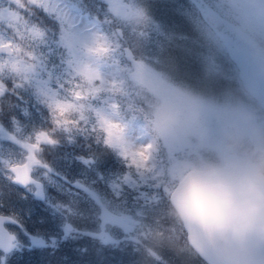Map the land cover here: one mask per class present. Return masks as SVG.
<instances>
[{"label": "snow or ice", "instance_id": "obj_1", "mask_svg": "<svg viewBox=\"0 0 264 264\" xmlns=\"http://www.w3.org/2000/svg\"><path fill=\"white\" fill-rule=\"evenodd\" d=\"M192 2L210 25L216 23L204 0ZM188 10L187 0H0V99L35 86L53 125L23 141L9 136L26 153L21 160L4 162L8 178L24 186L35 183L33 169L46 167L40 159L42 145L56 144L57 131L90 135L118 150L130 169L124 181L134 170L155 189L147 215L111 222L131 244L113 252L121 264L130 254L153 264H172L168 250L158 251L149 243L156 229L161 236L167 232L169 239L183 240L204 264L209 260L199 232L177 230L161 219L170 197L168 177L189 153L175 142L153 141L149 123L153 96L163 99L171 88L156 69L174 61L189 76L195 72L193 53L182 39L191 35ZM12 120L16 123L15 116ZM7 224L17 225L18 220L0 214V264L22 247Z\"/></svg>", "mask_w": 264, "mask_h": 264}, {"label": "clouds", "instance_id": "obj_2", "mask_svg": "<svg viewBox=\"0 0 264 264\" xmlns=\"http://www.w3.org/2000/svg\"><path fill=\"white\" fill-rule=\"evenodd\" d=\"M221 4L226 30L213 25L206 36L231 55L234 85L211 92L175 86L163 99L153 96L150 133L189 153L168 177L167 214L201 234L205 264H264V0ZM170 250L197 258L180 241Z\"/></svg>", "mask_w": 264, "mask_h": 264}, {"label": "trees", "instance_id": "obj_3", "mask_svg": "<svg viewBox=\"0 0 264 264\" xmlns=\"http://www.w3.org/2000/svg\"><path fill=\"white\" fill-rule=\"evenodd\" d=\"M36 95L38 96L34 86L21 90L19 96L9 95L7 99H0V128L6 133H12L16 140L25 139L33 135L36 130H50L53 127L48 108L36 101ZM13 116L16 123H13ZM12 134L9 136H13ZM54 137L58 142L54 145H42L40 159L45 162L44 164L55 168L58 176L63 175L68 180L63 179L50 186L48 181H45V177L40 176L44 183V196L42 199L37 196L30 197L28 203L44 216L41 222L48 233L53 234L49 229L56 231V227L65 221L72 224L76 231L66 233L67 236L58 239L55 244L33 246L29 250L8 254L5 257V264H98L99 261L121 264V258L113 255V252L116 247L130 248L131 244L126 240L114 243L94 237L92 232L97 230L100 220L97 208H94L97 202L95 204L91 202L89 190H98L103 200L127 199L126 205H131L129 200L134 190L127 187L129 192L127 198L126 196L115 198L116 188L113 186V182L128 174L130 169L118 150L108 147L96 137L75 131L72 133L57 131ZM84 157H90L88 164L85 163ZM90 161L93 162L90 164ZM69 180L72 181L71 184L68 183ZM77 182L87 187L85 193L76 186ZM18 192L22 193L21 190L15 189V193ZM57 206L60 208L59 211ZM14 215L17 217L18 214ZM53 215L55 216L50 218ZM58 218L61 220L56 225ZM163 218L162 220L167 224L174 223L168 214ZM175 227L177 230L180 228L176 225ZM35 228H40V225L33 226V229ZM180 242L184 243L183 240ZM151 244L158 251L170 250L167 244H162L156 239L152 240ZM171 261L172 264H204L198 257L188 260L186 257L177 256L176 261L172 259ZM124 264H153V261L139 254H130L124 257Z\"/></svg>", "mask_w": 264, "mask_h": 264}, {"label": "rangeland", "instance_id": "obj_4", "mask_svg": "<svg viewBox=\"0 0 264 264\" xmlns=\"http://www.w3.org/2000/svg\"><path fill=\"white\" fill-rule=\"evenodd\" d=\"M189 1L190 4L192 5L191 3L192 1L191 0ZM205 1L214 10L222 14L227 19V12L226 9L223 8L221 4V0H205ZM191 5L185 17L188 25L191 28V35L184 34L182 39L188 45L189 50L193 53V62L196 65L194 74L189 76L188 72L186 70H182L181 66H178L174 61L162 63L159 66V68L156 69V71L159 72L163 76V78L168 79V81L170 82L171 81L178 82L183 87H189L200 91H205V92L218 91V89L216 88L218 87V84H221V80L222 81L224 80L223 89L232 87L235 82L233 63L230 61L229 56L227 55L226 52H220L219 50L214 48L212 44L209 42L206 33L209 31L211 27L202 18L198 17L199 15L197 13H194L191 10V8L193 9L194 7L193 5L192 6ZM101 18L103 19L102 15ZM177 35H179V33H177ZM218 70H220L221 73H219ZM36 99H37L36 101H39L38 96ZM40 130H36V131H40ZM9 134L12 133L10 132L6 133L0 128V181H1L0 189L2 183H6V184L8 183L9 180L8 177L10 175L8 169L5 167L4 162L21 160L26 153V150L22 147L20 143H17L16 141H13L12 139L9 138ZM28 134L30 135L29 132ZM19 140L23 141L24 138ZM83 159L85 163L88 164L90 157H84ZM41 161H42V165H46V167L36 166L35 171L37 172V174L44 175L45 181H48V184H50V186H54V184L58 183L59 181L61 182L63 181V179H67L65 176L60 174L59 176H62L63 178L59 177L55 168H53L51 165L44 164L45 162L43 160ZM92 162L93 161H90V164ZM125 175L121 176L120 179H116L117 181L113 182V186L116 188V190L113 187L112 188L113 190H115V198L122 196L123 197L126 196L127 198V195L129 193L127 191V187H131L134 190L132 198L129 200L131 205L130 204L126 205L127 199L126 200L121 199L120 201H117L111 198H105L103 200L101 197V193L98 190L96 189L89 190V192L91 193V202L93 204L97 202V205H95L94 208H97L99 214L98 218L100 220L97 225V230H94L92 234L94 235L95 238L97 239L99 238L102 241H113L114 243H119L122 240H125L124 239L125 233L123 232V230L111 227L110 226L111 222H113L114 220L103 217L102 214L104 212L108 210V211L121 213L126 217L127 222H131L142 215H147V209L151 207V205L147 203V201L154 194L155 189L153 188L148 178L147 177L141 178L139 175L135 173L134 170H132L131 178L126 183L124 181ZM71 182L72 181L69 180L68 183L71 184ZM76 186L80 187L83 193H85L84 191L87 187L84 184L77 182ZM27 192H29V196L25 200L26 205L25 208H23V211L21 209H18L17 206H15L16 208L12 210L13 211L12 214H18L16 218L19 219L20 222L17 226L15 225V227L13 228H16V230L20 232L22 239H24L23 238V235L25 233L24 228H26V230L30 229V233H34L38 235L42 234L43 236L46 235V237L45 236L44 237L46 238L45 240L47 245L55 244L58 239L62 237H66L67 236L66 233L68 232L70 233L76 231V228L72 224L68 225L69 223L65 221L56 227L57 228L56 231L52 228L49 229V232L53 234L48 233L44 229L41 222L44 219V216L41 215V213H38L39 211L36 210V208L30 206L28 203V199L33 196H37L42 199V196H44L43 188L39 190L30 187L28 188ZM57 210L58 211L60 210L58 206H57ZM166 214H167V208L165 210V215L163 217H166ZM54 216L55 215L51 216L50 218H53ZM163 217L161 219H164ZM60 220L61 218L57 219L56 225L59 223ZM164 223L167 224V222ZM32 225L33 226L40 225V228L33 229ZM101 225H103V228L101 227ZM167 225L175 226L174 223H169ZM107 237H111V239H107ZM155 239L162 244H167L169 248H170V243L172 241H178V240L169 239L167 232H165L163 236L159 235V229H156V234L152 236V239L149 241V243L151 244V241L152 240L154 241ZM28 243H29L28 244L29 248L33 247L34 244L30 242V239ZM169 251L170 253L168 252L167 255L172 260L176 261L177 255H175L172 250Z\"/></svg>", "mask_w": 264, "mask_h": 264}, {"label": "flooded vegetation", "instance_id": "obj_5", "mask_svg": "<svg viewBox=\"0 0 264 264\" xmlns=\"http://www.w3.org/2000/svg\"><path fill=\"white\" fill-rule=\"evenodd\" d=\"M192 1V0H191ZM187 3H188V6L190 7V1L189 0H187ZM192 3V5L194 6L193 7V9L191 8V10L194 12V13H197L199 16L198 17H200V18H202L205 22H207L206 21V19L203 17V15H202V13H199V10H198V8H197V6H196V4H194L193 2H191ZM191 5V6H192ZM211 7V6H210ZM195 8V9H194ZM212 8V7H211ZM213 9V8H212ZM214 10V9H213ZM216 11V10H215ZM220 14V13H219ZM222 15V14H221ZM223 16V15H222ZM224 17V16H223ZM207 24H208V22H207ZM209 25V24H208ZM210 26V25H209ZM211 27V26H210ZM227 53V52H226ZM227 55L229 56V59H230V61L232 62V58L230 57V54L229 53H227ZM233 63V62H232ZM217 67V66H216ZM221 69V68H220ZM218 72L219 73H221V71L220 70H218ZM165 79V81L167 82V84H169V85H171L170 87H175V86H181L178 82H174V81H168V79H166V78H164ZM224 81V80H223ZM223 81L221 80V84H218V87L216 88V89H218V91H220L221 89H223ZM181 87H183V86H181ZM33 175L36 177L37 175H38V177H40V176H43L44 177V175H40V174H37V172L35 171V168L33 169ZM37 174V175H36ZM0 184H1V181H0ZM15 185H17V186H15ZM30 187H33V188H35V189H42V188H44V183L42 182V186L41 187H37L35 184H29V185H27V186H25V187H23V186H20V185H18V184H16V183H14L11 179H9L8 180V183L6 184V183H2V185H1V189H0V213H4V214H12L13 213V211L12 210H14L16 207L15 206H17L18 207V209H23V208H25V200L28 198V196H29V192H27V190H28V188H30ZM15 189H17L18 191H22V193L21 192H18V193H15ZM44 190V189H43ZM44 193V192H43ZM20 222H19V220H18V224H19ZM17 224V225H18ZM16 225V226H17ZM9 229H11L12 231H14L16 234H17V236H18V239H19V241L21 242V245H22V247L19 249V250H13L12 252H10V253H8V254H12V253H14V252H16V251H18V252H21V251H23V250H29L30 248H29V246H28V241H29V232H30V229L29 230H26V228H24V227H21V228H24L25 229V233H24V235H23V238L24 239H22L21 238V234H20V232L18 231V230H16V228H13V227H15V225H11V224H7L6 225ZM42 235V234H41ZM45 237H46V235H44ZM43 236V237H44ZM44 237V238H45ZM46 239V238H45ZM31 240V239H30ZM31 242V241H30ZM2 254H0L1 256H3L4 255V253L2 252V251H0ZM7 254V255H8Z\"/></svg>", "mask_w": 264, "mask_h": 264}, {"label": "water", "instance_id": "obj_6", "mask_svg": "<svg viewBox=\"0 0 264 264\" xmlns=\"http://www.w3.org/2000/svg\"><path fill=\"white\" fill-rule=\"evenodd\" d=\"M204 4H205V6L210 10V11H212L213 13H215V15H216V18H217V20H216V23L214 24L215 25V27L218 29V30H226V22H227V19H225L223 16H221L220 14H218V12H216V11H214L208 4H207V2L204 0ZM203 15V14H202ZM207 21V20H206ZM208 22V21H207ZM210 26H213V25H210ZM231 56V55H230ZM232 58V57H231ZM32 178H33V180L35 181V183L34 184H36V186H40V184H41V182L38 180V179H36V178H34L33 176H32ZM16 184H18V185H20V186H23L24 187V185L23 184H19V183H16ZM0 214H2V213H0ZM3 215H5V216H11V215H9V214H3ZM105 218H108V219H112V220H115V221H118V222H121V223H127L126 222V217L125 216H122V215H120V214H116V213H111V212H107V213H105L104 215H103ZM29 238L31 239V242H32V240L33 239H36V240H42L43 241V243L41 244V243H37V244H35V245H45L46 244V240H45V238L43 237V236H41V235H38V234H34V233H30L29 234Z\"/></svg>", "mask_w": 264, "mask_h": 264}]
</instances>
